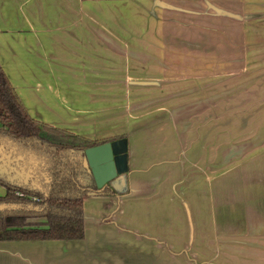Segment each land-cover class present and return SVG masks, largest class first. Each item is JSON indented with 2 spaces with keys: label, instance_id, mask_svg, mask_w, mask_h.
Returning a JSON list of instances; mask_svg holds the SVG:
<instances>
[{
  "label": "crops",
  "instance_id": "1",
  "mask_svg": "<svg viewBox=\"0 0 264 264\" xmlns=\"http://www.w3.org/2000/svg\"><path fill=\"white\" fill-rule=\"evenodd\" d=\"M0 66L34 120L128 155L82 240L0 264H264V0H0Z\"/></svg>",
  "mask_w": 264,
  "mask_h": 264
},
{
  "label": "trees",
  "instance_id": "2",
  "mask_svg": "<svg viewBox=\"0 0 264 264\" xmlns=\"http://www.w3.org/2000/svg\"><path fill=\"white\" fill-rule=\"evenodd\" d=\"M0 131L29 147L31 153L43 160L44 172L49 175L45 193L27 191L0 180L5 190L0 205L16 207L0 211V242L82 240L84 197L116 194L109 187L96 190L91 173L83 164L84 150L127 136L92 141L34 120L1 66ZM39 219L44 221H36Z\"/></svg>",
  "mask_w": 264,
  "mask_h": 264
},
{
  "label": "water",
  "instance_id": "3",
  "mask_svg": "<svg viewBox=\"0 0 264 264\" xmlns=\"http://www.w3.org/2000/svg\"><path fill=\"white\" fill-rule=\"evenodd\" d=\"M29 161L26 165L25 155L12 157L11 154L0 156V180L14 187L35 191L29 187L31 179L40 170L36 155L26 151ZM27 157V158H28ZM84 167L88 168L98 192L109 187L118 194L127 190L126 175L128 172L127 140L119 139L84 150ZM35 159V160H34ZM7 167H9V175ZM31 185H34L33 183ZM16 209L13 206L0 205V211Z\"/></svg>",
  "mask_w": 264,
  "mask_h": 264
},
{
  "label": "flooded vegetation",
  "instance_id": "4",
  "mask_svg": "<svg viewBox=\"0 0 264 264\" xmlns=\"http://www.w3.org/2000/svg\"><path fill=\"white\" fill-rule=\"evenodd\" d=\"M26 151L31 152V149H29V147H27L24 143H20L10 137H8L6 134H4L2 131H0V156H2L3 154L5 156L11 154V158L12 157H17L18 155H25L24 156V161L26 163V165L30 166L28 164V161L30 160ZM28 157V158H27ZM37 161L40 164V170L36 171V175L33 179H31L30 183H29V187L34 189L35 191H40L42 193H45V182L44 179L45 177V165L43 166V163L40 161L39 156L37 157ZM35 160V159H34ZM42 170V171H41ZM9 175V167H7L6 170ZM34 185H31V184Z\"/></svg>",
  "mask_w": 264,
  "mask_h": 264
},
{
  "label": "rangeland",
  "instance_id": "5",
  "mask_svg": "<svg viewBox=\"0 0 264 264\" xmlns=\"http://www.w3.org/2000/svg\"><path fill=\"white\" fill-rule=\"evenodd\" d=\"M128 101H127V103H128V107H127V115L130 117V116H132L131 117V120L133 121V117H134V114H132L131 112L133 111V109H134V103H135V99L134 98H128L127 99ZM41 162H43V160H40ZM49 164V161H47L46 162V165H48ZM45 164H43V166H44ZM45 176H46V178L44 179V182H48L49 181V175L47 174V172L45 173ZM35 221V220H34ZM36 221H39V222H41V221H44V219H39V220H36Z\"/></svg>",
  "mask_w": 264,
  "mask_h": 264
}]
</instances>
